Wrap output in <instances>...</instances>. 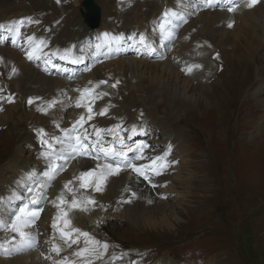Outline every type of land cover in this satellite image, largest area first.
<instances>
[{
    "label": "rangeland",
    "instance_id": "obj_1",
    "mask_svg": "<svg viewBox=\"0 0 264 264\" xmlns=\"http://www.w3.org/2000/svg\"><path fill=\"white\" fill-rule=\"evenodd\" d=\"M44 1L46 5L40 8L42 9L40 13L48 8V0ZM63 1L66 3L63 8L57 7L58 11L56 13L50 14V10H47L42 15L47 16L50 20L63 15L64 17L60 21H68L69 24L66 23L68 27H71L70 22L75 23V28L79 25L78 32H70L74 45L76 38L81 39L94 32L89 33L90 29H87V33L85 28L87 25L82 21L83 18L79 10L82 0ZM94 1L100 7L99 31H102V28L106 30L105 23H115L116 25L119 22V17L121 18L122 16L123 18L127 17L126 21H122L124 25L121 24V21L119 22L122 29L137 25L163 4V0H147V3H135L130 9L133 0ZM200 1L202 2V0ZM261 1L264 2V0ZM193 2L197 3L196 0H193ZM188 3L193 4L191 0H188ZM221 3L227 7L225 0ZM29 5L30 9L28 10ZM6 6L7 11L0 14V17L2 15L5 20L17 17L20 10L24 11V14L40 11L34 8L30 0H12ZM258 6L255 8H258ZM117 7L118 10H121L118 11ZM193 8L195 9L196 7ZM17 10V15H15ZM218 10H221V7ZM12 12L15 13L11 14ZM202 12V10L197 8V13H194L195 15L191 19L195 20L197 18V23L192 21L185 27V30L191 32L197 28H204L200 31V34L199 32H197L198 34L192 33L190 35L191 39L193 37L207 38L211 41L213 47H217L220 50L217 52L219 53V59L216 58V55L212 57L205 78L198 75L201 67L191 72L187 71L186 68H189L186 66L189 63L187 59L184 64L183 62L177 63V66H182L178 71L176 66H174L176 64H172L173 61L169 62V57H166V48L173 38L171 40L167 38L163 40L157 34L158 42L153 44V46L156 48V54L157 50L162 49L159 54L164 57L161 58L160 55L158 61L151 58L146 53V47L143 45L139 46L135 42L137 37L139 39V36L146 32V23H141L142 30L145 32H142L140 27L137 28V37L126 39L122 43L118 42L120 40H116L106 44L109 48L104 47L107 48L105 49V56L113 55L114 58L106 61L108 63L112 62L108 67H104V70L89 63L86 65V69L90 70V66H92L102 76H104L105 72L114 74H119L120 72L129 77L126 68L129 69V63L135 61L133 63L137 65L138 72L131 74L132 78H130L129 82L119 81L115 88L109 87L108 90H105L111 81H107L105 77L101 79V81H107V83L99 85L101 89L98 91L96 88L95 93L97 91L98 93L106 92L108 95L97 99L96 103L94 101V107H97V111H101L105 107L109 108V105L116 104V107L126 108V112L132 117L134 115L137 117L136 119L139 118L142 123L147 124L148 126L146 125V127L151 128L153 131L149 129L143 135L146 137L154 132L151 140L153 144L149 145L153 152L159 150L161 145L167 148L168 143L174 144L173 141L169 142L164 135L165 132L163 131L167 130L168 133L173 134L172 140L177 138L176 145H180L184 150L183 154L174 151L170 153V156L178 161L176 163L178 168L176 166L175 170L183 180L180 187L177 186V190L172 196L165 191L164 186L161 188L165 196L170 195L169 197L174 200L169 204L174 207L172 212L168 213L170 224L161 222L157 218L152 221H144L145 217L156 214L155 211L158 208L141 215L143 217L141 220L134 219L135 216L129 215L128 212L124 214V207L118 211L113 204L104 205L103 209L98 212L99 214L93 213L91 205L88 206L89 211H74V214H80L81 212L80 224H75L80 225L79 229L83 232H89L97 240L109 244V249L105 255L108 254L111 257L112 264H133V262H137V264H161L163 262V264H172L173 262L174 264H264V94L259 91L260 88L263 90L262 87L264 85V60L262 62L257 61L258 53L264 51V36H262L258 25V30L255 33L246 34L244 37L239 36L240 38L237 40L233 39L235 38L233 30L238 32L237 24L234 25L236 20L233 19L231 21L233 26L231 28L227 26L223 29L232 30L228 37L233 39V41H228L230 44L223 48L218 39L221 33L219 29L222 30V24L219 26L214 24L211 31H207L204 36H201L206 26L198 19ZM263 14L259 10L254 21L258 20L259 22L261 20L259 16H263ZM5 15L7 16L5 17ZM39 17L30 14L26 23H33L30 21H35ZM239 20L238 22H240ZM150 25H153V22ZM55 26L57 24L53 28ZM158 26L159 23H157ZM32 27L36 26H31L30 28ZM108 32L109 30L107 29ZM112 34L115 33L112 32ZM34 36L37 39H44V36L42 37L39 34H34ZM2 37L4 35L1 34L0 38L3 40ZM106 39L108 38L104 37L102 41ZM201 42L202 39H196L193 49L194 54H192L193 52L190 54L197 56L202 64V55L207 53L212 46L203 49L200 44L205 46L208 44ZM27 44L29 45V42ZM1 47L5 48L7 46ZM180 47L179 51L181 54L186 53V47L183 45H180ZM132 49L135 50L136 58L132 55H127ZM174 54L176 53L174 52ZM121 55L123 57H120ZM139 55L143 59L137 58ZM42 58L43 55H39V57L35 58V63L30 64L31 66L29 67L40 71V67H44ZM57 59L62 58L58 56ZM28 64L29 61H23L19 68L24 69L26 68L25 65L28 66ZM116 67L119 68L118 71H116ZM36 69L35 71H37ZM86 69L79 70V74L72 72L71 78L75 80L72 82H67L63 77H56L51 82L52 86H54L53 88L39 89L41 96L46 95L44 98L46 99L56 93L57 96L55 98H61L66 103L71 104L73 101L72 93L76 94L77 89L82 84H89V82L92 83L95 80L92 74L91 76L94 80L91 81L92 78L87 76L89 70ZM42 71L46 78L52 76L44 69ZM155 75L158 77L156 78ZM76 79L79 80L77 81ZM113 81L116 82V80ZM16 83L18 82L16 81ZM28 87L31 89L38 88L37 85H29ZM183 87H185L184 91L182 90ZM0 88L3 89L0 94L8 91L1 85ZM12 88L9 86V90ZM58 93H61V95ZM8 94L10 93L7 92L6 96ZM28 94L24 96L23 102L24 107L29 110L35 107L40 100L34 99L31 106L28 102L25 103L30 97ZM15 97L16 95L14 99L17 105L23 109L20 113L16 108H4L3 112L9 113L7 122L10 125V135H6V129L0 132V173L2 168L9 167L8 163L12 159L18 157L15 149L20 139L23 138V132L27 129L26 123L34 125L41 123L43 120L39 118V121L35 123L33 120L35 115L31 117L32 114L29 111L28 113L31 116H27L24 113L21 99ZM260 102L263 106H261ZM49 118H45V123L38 124L41 125L40 128L46 129L47 126H51L50 121H48L50 120ZM152 122H156V125H161V129L153 128L151 126ZM156 138L157 141H153ZM24 140H26L25 136ZM32 153L33 150L26 149L25 157ZM187 170L189 171V177L185 176V171ZM184 179L186 180L184 181ZM54 184H52L51 188H53ZM97 193L102 194V192ZM175 201L179 204H176ZM43 202L45 203V200ZM71 217L74 218L73 216ZM78 220L76 219V222ZM152 222L155 224H151ZM83 239L81 237L80 247H84ZM43 243L42 238L37 243V246L43 248L45 245V251L52 252L49 248L50 246H46ZM75 247L78 246L75 245ZM103 258L95 260V262L103 261ZM167 260L169 261L165 263Z\"/></svg>",
    "mask_w": 264,
    "mask_h": 264
},
{
    "label": "bare ground",
    "instance_id": "obj_2",
    "mask_svg": "<svg viewBox=\"0 0 264 264\" xmlns=\"http://www.w3.org/2000/svg\"><path fill=\"white\" fill-rule=\"evenodd\" d=\"M30 1H31V3H33L34 8L39 9L40 12L42 10L40 8H43L46 5L44 0H30ZM217 1L222 2L223 0H213V3L217 2ZM225 1L227 3L226 9H223V10H211V9H209L208 10L209 12H203L201 15L198 16L199 21L201 23L206 24L205 30L202 32L203 35H201V36H204L207 31H211L213 29L212 27L214 24L215 25L216 24H218V25L222 24V26H221L222 30H219L221 33L219 34L218 39H219V43H220L221 47H223V48L228 46L230 44L229 42H232L233 39L237 40L242 36L244 37V35H246V34L255 33L258 30V25L260 26L259 30L262 32V36H264V20L262 19L263 16L262 15L259 16L261 18V20L259 22L256 19H255L256 21H254V18L257 16V13L259 12V10L264 13V2L261 1L258 4L259 5L258 8H255L256 7L255 6L253 9H251L249 11H247V10L241 11V6L238 5L237 10L235 11L236 12V14H235V12H229L228 11V7L230 5L228 3V0H225ZM244 1H247V0H244ZM11 2H12V0H0V14H3L5 11H7L6 5L10 4ZM168 2L172 7L175 6L174 0H171V1L168 0ZM50 8H54V12L56 13V11H58L57 9L59 7L57 8V6L53 2H51V0H48L47 10ZM62 8H63V5H62ZM119 10H121V9H119ZM21 11L22 10H20L18 12V10H17L15 15H17V12H18V16H20ZM175 11H177L180 15H182L184 17L183 12L181 10H178L175 7ZM13 13H15V12H12L11 14H13ZM163 13L156 16L152 20V22H153V25L156 26L154 32L156 34H158V36L161 39L164 40L166 38V35L162 34L160 32V27H159L160 24H165L166 28L168 30L174 31V30L178 29V27H179V20L181 22H183L182 21L183 19L181 20V19L173 18L172 23L169 24L167 22L166 18L163 16ZM226 14L232 15L234 17V20H236L234 25L237 24L236 27L238 29V32H236L237 30L236 31L233 30L234 36H235V38H233V39L228 37L230 35L229 33L231 31L223 30L224 27H227L229 22H231L229 19H225ZM151 15H153V16L156 15L155 11L152 12ZM6 16L7 15H5V17ZM235 16H237V17H235ZM126 18L127 17H124V18H123V16L121 17V19H123L124 21H126ZM223 18H224V20H223ZM3 19H4V17H2V15H1L0 20H3ZM8 19H11V18H7V20ZM41 19H44L47 22H51L47 16L41 15L39 17L38 21L40 22ZM21 20H23L26 23V20H29V18L27 17L26 19H20L19 21H21ZM238 20L240 22H238ZM192 21L197 23V18L195 20H191L190 23H192ZM1 22L2 21H0V23ZM66 23H68V21H66V20L59 21L57 26H55L53 28V34H52L51 39H48L47 37L45 38L46 35L44 32H41L39 34L42 37L44 36L43 40L47 43V47L46 48L43 47L41 49V51L36 52V54H35L36 57H39V55H43L44 53H48L50 56H52V59L57 58L58 56L62 57L65 55V52H64L65 49H71L70 53L67 54V57H71V59H73L72 61H74L75 57L73 54H71V52H72V50H75V45H77V43L84 41V43H86L88 45L87 47L90 48V50H89L88 61L86 63L80 65V67L85 65L84 68L86 69L87 68L86 65H88V63H89L90 65H94V66H96L98 68H102V70H104V67H108L111 64L112 61L109 63L108 62L104 63L102 61L103 55L104 56L106 55L105 49L109 48L106 45L107 43L102 41V39L104 37L99 39L95 35V33H93V34L87 35L81 39L76 38V41L74 42V45H73L72 38L70 37V32H75V31L78 32L79 31V25H77V28H75V26H76L75 23L70 22L71 27H68V25H66ZM157 23H159L158 27H157ZM260 23H261V25H260ZM107 24H110V23H105L104 25H107ZM188 25H185V27H187ZM197 26H198V24L195 27L197 28ZM199 27H200V25H199ZM85 28H86V30L88 29L87 26H85ZM33 29H35V27L28 29V33L33 34V36H34ZM102 29H104V28H102ZM142 29L143 28L140 27V30L142 32H145ZM202 29H204V28H197L195 33L199 32V34H200L201 33L200 31ZM234 29H235V27H234ZM87 33H88V30H87ZM108 33L110 34V36H114V35L118 36L115 32H113L115 34H112L111 31H109ZM1 34L3 35L2 29L0 30V35ZM134 36L137 37V33H136V35H133V37ZM194 36H195V34H194ZM256 36H257V34H256ZM251 37L253 38V36H251ZM2 38L4 40V37H2ZM193 39H194V37L192 38V41H193ZM38 40L39 39H37V41ZM119 40L120 41H118V42L122 43L126 39H119ZM147 41H148V39L146 40V42ZM135 42L139 46H142L139 43L138 37H137V40H135ZM27 43H28V41L26 42V44ZM257 43H258V41H257ZM97 44L101 45V47L99 48V51L101 52L100 54L102 56L98 55V51L96 48ZM147 45H148V47H146V53H148L150 48L153 46L150 44H147ZM104 47H107V48H104ZM161 51H162V49L160 50V53H161ZM0 58H3V60L0 61V82L2 81V83H0L1 87H5L8 90L7 92L14 94V96L16 95L15 98H20L22 101L23 107H24L23 100L25 99L24 96L27 93H29L28 95L31 98L39 97L40 98V99H38V100H40L39 103H37V105L35 107H32L29 110L24 107V113H26L27 116H31L28 113L30 111V113L32 114L31 117H33V115H35V118L33 119L35 121V123L37 121H39V118L43 119L42 122H44L46 117L47 118L51 117V118H49L50 120H48V121H50L51 126H47L46 129L44 128L46 132H48L50 134L61 135L60 129L55 127L56 123L60 124V128H69V127H71L72 123L79 118V116L81 114H86V112H87L86 108L75 107V102L77 99L80 98L81 93H79V94L72 93L73 101L71 104L66 103L61 98H55L54 97L51 99L49 97V98L44 99L46 97V95L41 96L39 89L46 90V89L53 88L54 86H52L51 82L56 79V77H52V76H48L46 78V76L42 73L43 72L42 70L44 69L46 72H48L49 75L53 74V71H51L50 69H48L46 67V64H47V63H45L46 61L44 62V67L43 68L40 67L41 72L39 70H37L36 68L35 69L37 71H35L34 68L29 67V66H31L30 60L27 58L26 54H24V56H23L20 54V52L17 49L10 48V47L3 48L1 46H0ZM52 59H48V63H52ZM63 59H66V58H63ZM116 59H118V58H116ZM19 60H21V62H19ZM263 60H264V51L259 52L257 55V61L258 62H262ZM23 61H29V64H28V66L25 65L26 68L20 69L19 67L23 63ZM133 62H135V61H133ZM133 62L129 63V66H130L129 69L126 68L127 72H128V73L127 72L126 73L129 74V77H127L128 75H125V74L123 75V73H120V72H119V74L115 73V74L119 75L120 78L122 80H124L125 83L130 81V78H132L131 77L132 73L138 72L137 71L138 67H137V65H134L135 63H133ZM33 63H35V58H34L32 64ZM153 64H155V63H153ZM13 66L17 69V73L14 75L11 74V70H12ZM155 67H154V69H155ZM118 69L119 68L116 67V71H118ZM88 72H87V76H90L91 78H92V76H91L92 74L94 75V78L97 80H99V77L104 78V76L100 75L98 70L92 68V66H90V70ZM173 72H174V70H173ZM75 73L79 74L78 68L75 69ZM71 76H72V73H71ZM81 76H83V75H81ZM23 77H24V79H23ZM157 77L158 76H156V78ZM94 78H92V79H94ZM76 80L78 81L79 79H76ZM16 81L18 83H16ZM29 85H33V86L37 85L38 88L31 89L30 87H28ZM9 86L13 87V88L11 90H9ZM60 87H62V86H60ZM137 87H140V86H137ZM184 88L185 87L182 88L183 91H184ZM259 91L261 94H264V91L261 88ZM7 92L4 94H0V95L6 96ZM155 93H157V92H155ZM58 94L61 95V93H58ZM30 97H28V98H30ZM72 97H70V98H72ZM52 100L57 101V104L54 108L49 109L48 114L37 111L38 106L46 105L47 102L52 101ZM90 100H91V97H85L83 100V103L87 104V103H89ZM259 101H260V99H259ZM176 103H178V102H176ZM260 104H262V103L260 102ZM0 106H2L3 109L4 108H9V109L16 108V110H18V112H20V113L23 109L17 105L16 101H14L13 103H8L7 101H0ZM261 106H263V104ZM91 107L93 109L94 118L91 121H88V125H91V123H92V124L96 125V127H98V128L108 129L106 126L110 121L113 122V127L117 124H120L124 127H122L119 130V135L124 137V139L127 141H132L131 136H137V137L143 136V133H145V131L147 129L145 124H143L140 120L133 118L129 113L126 112V108H122L121 106L116 107V109L109 110L107 112V114L103 115V116L96 114V113H98L97 107L93 106L92 101H91ZM6 110H8V109H6ZM3 111H0V132H2L4 129H6V135H10L9 134V126L10 125L7 122L8 117H9V113H5ZM112 112H115V113H112ZM49 115H51V116H49ZM33 120H32V122H33ZM93 120H95V122H92ZM132 122H134L135 124H140L141 129H143V130L141 131V129H140L139 132H137L135 135H132L130 132ZM41 123H37L34 125H32V123H28V122L26 123L27 124V129L25 131L26 133L23 132L24 133L23 138L20 139V141L17 145V148L15 149L17 151L18 157L12 159L8 163L9 167L7 166L6 168L1 169V173H0V218L7 219V212L11 211L12 209H14L18 205H20L22 203V201L28 197L29 193H28L27 189L29 187H31L34 183H43L44 180L46 179L45 177H43V172L47 170L48 161L43 156H41V152L43 151V147L40 143V140H39L36 132L34 131V129L40 128L41 125H38V124H41ZM88 125H85V127L88 128L89 132H91L92 129L90 127H88ZM151 126L157 130L161 129V125H159V124L156 125V122H152ZM128 129H129L130 134L128 133ZM167 131H163V132H165L164 135L168 138L169 142L173 141L174 144L171 145L168 143L166 149L168 150L169 146H171V153L174 151V152H178V153L183 154V152H184L183 148L180 145H176V139L177 138L175 140H172L173 134L168 133ZM24 136H25L26 140H24ZM129 137H130V139H129ZM26 149L33 150V153L31 155H29L28 157H25ZM151 151L152 150L150 148H148L147 153L145 151L144 155L146 158L143 160L144 164L149 163V160L147 159L148 157L158 156V155H161L162 153L165 152V151L164 152L160 151L158 153H155V151H154V153L151 154ZM157 151H159V150H157ZM102 159H103L102 156L99 158V161H97V159L94 160V159L89 157V158H85V160L81 164H78L76 161H72L64 171H60L55 176V179L50 182V186L45 188V192H46V198L44 199L45 203L43 202V200L41 201V206L43 207V211L40 214V218L36 221L35 227L39 233L38 239L41 241V239L43 238L44 243L46 244V246L49 245L50 249H52V244H51L50 238L54 234V230L52 229L51 225H52L54 217H56L57 212H58L57 207L52 203V201H54L56 199V197L58 195H60L61 191L64 190L63 186L67 181L73 180L74 177H79V175L82 171H89L91 169H95L97 167V164L103 165L104 163L108 162V161H101ZM168 159L176 161V158H174L172 156H169ZM177 165H176V163L171 164L168 167V169L166 171H164L161 175L150 176L151 183H149V181H146L144 179L130 178V175H129L130 170L122 171L118 177H110L109 178V180H108V182L104 188V191H102V194H98L97 192L93 191L92 188L79 189V183H80L79 180H76L71 187H73L74 190H78L75 192L76 198L78 200H83L85 197L90 196L92 199H94L96 201L97 205H102L103 207H104V205H107V204H113L117 207L118 211H120L124 207V214L128 212L129 215L135 216L134 219L136 218V219L141 220L143 218L141 215H144L145 213L158 208L155 211L156 214L145 217L144 221H146V222H147V220L152 221V220H154V218H157V219H160L161 222L170 224V222L168 220L169 219L168 213L172 212V209L174 207L169 205V204H171V202H173L174 200H173V198H170L169 196L170 195L172 196V194L175 192V190H177V186L180 187V184L183 181L181 179L180 174L176 173L175 168ZM177 168H178V166H177ZM159 176H162L163 179L160 180ZM185 176H188V177L190 176L188 170L185 171ZM137 180H139L141 182V183H139L140 185L136 183ZM185 180L186 179H184V181ZM52 184H54L53 188H51ZM126 185H130L133 190L135 188V185H139V191L137 190V193H138V195L142 194V199H134L131 203H121L120 201H121L122 196L126 198L129 195V193H125L123 191ZM153 185H155L156 187H153ZM162 186H164L165 191H167L170 195L165 196V194L161 191V188H163ZM64 191H65V197L64 198L66 200L70 201L74 193H68L66 190H64ZM134 191H136V190H134ZM148 200H152L153 203L149 204ZM104 202H107V203H104ZM176 202L177 201H175V203ZM43 204H44V206H43ZM176 204H179V203H176ZM91 209H92L94 214H97L103 208H101L99 206H97V207L91 206ZM74 211L75 210L69 211V217H71V216L74 217V218H72V217L70 218L72 223H73L72 225L76 228H79L80 225H75V224L79 223V221L81 220V216H80L81 212H80V214H74ZM124 214H123V216H124ZM102 216H103V214H102ZM76 219H79V220L76 222ZM39 220H40V222H38ZM153 223L154 222H152L151 224H153ZM6 235H7V233L0 231V239H3ZM91 236H93V235H91ZM56 237L58 240V237H59L58 233H56ZM95 239H96V237H95ZM61 246L63 247V245H61ZM73 246L71 248L64 247V250L62 251L63 253H60L59 255H57L54 252L45 251V245L43 248L36 246L34 249H32L30 251L18 253V254L11 256V257L1 255L0 256V264H52V260H46L44 258L45 256H47L49 254H51L53 259H55L57 261L61 260L63 257H70L72 260L78 261L80 258L74 257L72 255V253L77 248V247H75V245H73ZM168 261L169 260L165 261V263H167ZM110 263L112 264V259H111V257H109L108 254L105 255V257L103 258V261H99L98 263H96L95 260H93V264H110ZM163 263H161V264H163ZM81 264H82V262H81ZM172 264H174V262Z\"/></svg>",
    "mask_w": 264,
    "mask_h": 264
},
{
    "label": "snow or ice",
    "instance_id": "obj_3",
    "mask_svg": "<svg viewBox=\"0 0 264 264\" xmlns=\"http://www.w3.org/2000/svg\"><path fill=\"white\" fill-rule=\"evenodd\" d=\"M59 2L60 0H57V3ZM260 2L261 0H247L245 7L253 8ZM228 3L230 5L228 11L235 12L241 0H228ZM212 6L213 0H202L200 5V7ZM163 16L169 24L172 23L173 18L184 19L178 12L171 9L165 10ZM30 22L39 23L38 20ZM184 22H186V19ZM23 23V20L19 21L18 26L9 28L8 31H15L19 34V25H23ZM232 26L233 23L229 22L228 27L231 28ZM159 27L160 32L165 34L167 39L171 40L174 37V32L168 30L165 24H161ZM0 28H4V25L0 24ZM102 35L108 38L104 41L108 44L122 38V36H110L107 32ZM146 40L147 38L141 35L139 43L148 47ZM27 41L29 42V50L25 53L27 58L29 60L37 58L35 56L36 52L41 51L42 47L46 46V42L43 39L37 41L35 36L27 37ZM12 43H16L15 38L12 40ZM100 47V44L96 45L97 49ZM70 51L71 49H65V55L61 58H67V54L70 53ZM216 58L219 59V53L216 54ZM81 59L82 58H77L73 62L79 63ZM2 60L3 58H0V61ZM46 63H48V61H46ZM194 67L200 68L201 65L197 64ZM192 70V67L187 69L188 72ZM16 73L17 69L13 66L11 74L14 75ZM89 83L91 84V82ZM105 83H107V81L102 80L91 88L86 87L83 90L77 89V91L81 93V96L76 100L75 107L86 108L87 112L86 114H81L69 128H60V124L56 123L55 127L60 129L61 135L50 134L46 132L44 128L34 129L43 147L41 156L48 161L47 170L43 172V177L46 179L43 183H34L27 189L29 193L28 197L25 198L20 205L7 212V219L0 218V231L7 233L3 239H0V255L11 257L15 254L34 249L37 246L39 236L35 226L36 221L40 218V214L43 211L41 201L46 198L45 188L49 187L50 182L55 179V176L60 171H64L72 161L81 164L85 158L90 157L96 160L102 156L105 161L108 162L103 165L97 164L95 169L82 171L79 177H74L73 180H69L64 184V190L68 193H74L70 201L64 198V190L52 201L57 207L58 212L51 225L54 230V234L50 238L52 244L51 251L59 255L64 250V247L71 248L73 245H77L78 247L72 255L80 259L77 261L72 260L70 257H63L61 260L57 261L53 259L51 254L44 257L46 260H52V264H81V262L82 264H93V260H100L103 258L109 249V244L96 240L95 237L91 236L88 232H83L81 229L74 227L69 217V211H89V205L92 207L99 206L101 208H103V206L97 205L96 201L90 196L85 197L83 200H78L75 195V192L78 190H74L73 187H71L74 182L76 180L80 181L79 189L92 188L95 192H102L109 178L118 177L122 171L130 170V178L142 177L144 180L151 183L150 176L161 175L171 164L178 163V161L168 159L171 153V146L161 155L148 157L149 163H137V161L146 158L144 153L145 149L149 148V145L143 141L133 144L126 143L124 137L119 135V130L122 128L120 124L110 129H101L91 124L88 125V127H90L92 131H88L85 125L94 118L91 101L108 95L106 92L95 93V89L99 87V85ZM118 84L119 80H116L111 87L115 88ZM2 92L3 89L0 88V93ZM85 97H91V100L87 104L83 103ZM34 99L40 98L30 97L27 101L28 104L31 105ZM0 101L13 103L14 94L10 93L8 96L0 95ZM56 104L57 101L55 100L49 101L46 105L38 106L37 111L48 114L49 109L54 108ZM109 107H111V105H109ZM3 110V107L0 106V111ZM107 112L108 107H105L96 114L103 116L106 115ZM142 130L143 129H141V131ZM130 132L132 135L137 133L135 125L130 129ZM105 136H110L112 139L106 140ZM129 153H135V155L129 156ZM153 187L156 186L153 185ZM123 191L129 193V195L126 198L122 196L121 203H131L134 199H142V194L138 195L137 191H134L130 185H126ZM148 203L152 204L153 201L148 200ZM56 233L59 234L58 240ZM81 237L84 238V247H79ZM61 245H63V247ZM133 264H137V262H133Z\"/></svg>",
    "mask_w": 264,
    "mask_h": 264
},
{
    "label": "water",
    "instance_id": "obj_4",
    "mask_svg": "<svg viewBox=\"0 0 264 264\" xmlns=\"http://www.w3.org/2000/svg\"><path fill=\"white\" fill-rule=\"evenodd\" d=\"M82 6L85 8V12L81 9V13L84 17V22L88 23L91 28H95L99 25L100 9L93 1L85 0L82 2Z\"/></svg>",
    "mask_w": 264,
    "mask_h": 264
}]
</instances>
